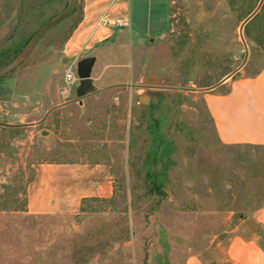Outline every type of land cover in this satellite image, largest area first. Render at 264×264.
<instances>
[{"label":"rangeland","instance_id":"obj_1","mask_svg":"<svg viewBox=\"0 0 264 264\" xmlns=\"http://www.w3.org/2000/svg\"><path fill=\"white\" fill-rule=\"evenodd\" d=\"M129 10L94 71L118 85L40 120L67 99L66 74L76 80L61 46L81 0H0V122L14 125H0V264H244L238 252L261 253L264 145L221 143L206 98L259 67L264 0ZM70 161L108 163L111 195L73 214L26 212L36 166Z\"/></svg>","mask_w":264,"mask_h":264},{"label":"crops","instance_id":"obj_2","mask_svg":"<svg viewBox=\"0 0 264 264\" xmlns=\"http://www.w3.org/2000/svg\"><path fill=\"white\" fill-rule=\"evenodd\" d=\"M129 11V0H81V17L61 46V52L70 61L72 70L78 58L90 54L94 56L90 78L95 91L80 98V101L108 92L120 82L119 74H112L111 71L94 74V71L100 56L106 52L105 46L114 40L122 27L130 23ZM117 21H121L123 26L117 27ZM101 66L106 70L113 67L111 63ZM77 84L78 80L72 74L66 91L67 99L47 107L41 119L55 108L79 101L75 94ZM206 108L221 143L264 145V52L254 72H242L232 78L221 91L206 98ZM2 124L6 127L13 125ZM111 193L112 173L108 163L70 161L39 164L26 186L25 211L33 214H73L82 200L106 198ZM261 225L264 239V206ZM253 226L259 228L255 222ZM238 255H245L236 259L238 263L264 264V240L261 253L253 248L246 253L242 250ZM183 264L202 262L196 255H190Z\"/></svg>","mask_w":264,"mask_h":264},{"label":"water","instance_id":"obj_3","mask_svg":"<svg viewBox=\"0 0 264 264\" xmlns=\"http://www.w3.org/2000/svg\"><path fill=\"white\" fill-rule=\"evenodd\" d=\"M93 62H94V56L91 54L80 57L75 61L74 74L78 80V84L75 89L76 100H79L85 95L95 91V89L91 84V78H90V72ZM2 125H8V124H2Z\"/></svg>","mask_w":264,"mask_h":264},{"label":"built area","instance_id":"obj_4","mask_svg":"<svg viewBox=\"0 0 264 264\" xmlns=\"http://www.w3.org/2000/svg\"><path fill=\"white\" fill-rule=\"evenodd\" d=\"M122 25H123V24H122L121 21H117V22H116V26H117V27H121ZM71 78H72V75H71L70 73H67V74H66V79H67V80H71Z\"/></svg>","mask_w":264,"mask_h":264}]
</instances>
